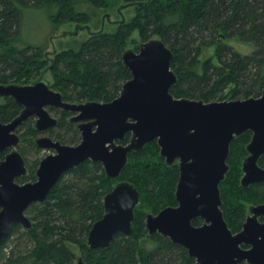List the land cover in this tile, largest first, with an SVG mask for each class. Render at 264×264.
<instances>
[{"label":"trees","instance_id":"obj_1","mask_svg":"<svg viewBox=\"0 0 264 264\" xmlns=\"http://www.w3.org/2000/svg\"><path fill=\"white\" fill-rule=\"evenodd\" d=\"M89 2L108 7L114 0H0V83L27 84L50 67L51 86L72 102L102 101L115 98L122 84L130 78L122 64V53L134 31L142 40L160 37L172 50L171 69L177 83L171 87L175 97L208 101L258 97L264 89V0H125L136 3L135 14L118 22L114 32H96L79 48L55 52L47 62L43 46L17 45L22 11L29 8L50 9L49 20L55 24H86L89 14L77 4ZM251 43L249 54L236 50L229 40ZM215 46L217 63L212 58L200 62L203 48ZM0 103V121H10L20 106L9 97ZM55 133L67 144H75L78 134L68 121V112L59 110ZM22 144H33V123L24 122ZM249 131L243 133L249 135ZM236 137L230 145L229 159L245 153ZM128 136H126V140ZM125 140V141H126ZM152 141L139 152H132L117 178L106 176L98 161L86 160L69 169L43 202L32 203L26 214L30 229L14 224L7 239L15 235L22 248L10 250L5 264H75L82 257L85 264H195L186 248L168 237L154 233L147 237L145 215L176 205L175 188L178 166L166 165ZM24 148L19 147L22 155ZM36 158L26 165L34 179ZM227 160V162H228ZM240 171L231 167L220 183L221 209L229 228L236 232L245 219L244 199L264 200V185L243 188ZM24 180V178H23ZM121 180L133 183L141 203L134 209L131 233H117L107 248H89L87 234L92 223L104 213L103 197ZM19 181V180H18ZM145 207L147 210H145ZM199 224L200 220L194 221ZM0 244V249L5 244ZM153 245L145 247L143 241ZM70 244L81 251L77 256ZM17 246V245H16ZM241 264H247L245 262Z\"/></svg>","mask_w":264,"mask_h":264},{"label":"water","instance_id":"obj_2","mask_svg":"<svg viewBox=\"0 0 264 264\" xmlns=\"http://www.w3.org/2000/svg\"><path fill=\"white\" fill-rule=\"evenodd\" d=\"M118 22H124V17ZM76 25V34L78 30L91 31L85 24ZM67 34L72 35H62ZM173 57L160 37L139 41L137 50L125 49L122 64L131 76L107 102L63 100L61 92L43 77L48 69L30 84L0 83V97H12L23 107L9 122L0 121V152L9 150L0 159V244L14 224L32 227L27 208L45 201L69 169L89 159L100 162L106 176L117 178L130 153L156 141L166 165L178 161L176 205L146 213V236L159 233L168 237L186 248L195 264H264V220H259L264 217V202L248 206L240 230L233 232L223 216L219 187L229 170L230 145L247 131L251 139L245 146L248 155L242 163L240 185L247 188L264 181V168L257 164L264 153V89L258 97L221 101L175 97L171 87L178 78L171 69ZM47 105L75 113L70 121L80 130V142L70 145L48 136L37 137L34 142L38 147L54 152L39 162L35 181L19 183L16 178L27 169L17 150L21 139L16 128L30 115L36 116L38 130L53 127L56 119L45 109ZM140 203L133 183L116 182L103 197L104 213L92 223L86 245L107 248L117 233L129 235L134 209ZM197 219L199 224L194 223ZM75 264L85 263L78 257Z\"/></svg>","mask_w":264,"mask_h":264},{"label":"rangeland","instance_id":"obj_3","mask_svg":"<svg viewBox=\"0 0 264 264\" xmlns=\"http://www.w3.org/2000/svg\"><path fill=\"white\" fill-rule=\"evenodd\" d=\"M127 2L125 0H114L113 4L108 7H95L91 3L85 1L77 4L79 10L83 12H87L89 14V21L87 25L90 28V32H97L102 29L105 32H114L117 29L118 21L124 17L125 21H129L135 14V8L133 5H126ZM50 9L48 8H29L24 9L22 11L21 18V28L18 37L17 45L20 47L26 45H38L43 46L44 51L46 53L47 62L51 59L55 52H59L68 48H79V46L86 41L90 37V32L87 29L78 30V33H75L76 23L75 22H65L58 25L53 24L49 20ZM64 32L72 33V35L67 34L63 36ZM141 41L138 31H134L129 37L126 45V49L132 48L137 50V43ZM229 43L242 54H249L252 50V44L247 43L241 40L231 39ZM55 51V52H54ZM200 62L204 61L207 58H212L213 63H217L215 56V46H208L203 48L202 52L199 55ZM43 77L52 81V75L48 70L43 73ZM36 77L35 79H37ZM226 100H231L230 96H226ZM3 99L0 97V103H3ZM24 127L20 128L19 133L23 134ZM237 143L239 147H244L251 139V133L249 135L242 134L238 136ZM156 142V141H155ZM23 147H32L27 143L22 144ZM158 146V145H157ZM28 149V148H27ZM24 148L25 154L24 158L28 164H33L36 158L40 160L43 156L46 155L47 151L41 150L39 153H36L33 148L27 150ZM246 151V150H245ZM157 152L159 153V147H157ZM244 152L237 157L236 164L235 160L229 159L228 165L229 169L235 165L237 169L240 171V178L242 176L241 171V163L242 158L244 156ZM38 160V161H39ZM264 160V159H263ZM31 162V163H30ZM264 164V163H263ZM37 165L35 166L36 169ZM28 169V167H27ZM229 171V170H228ZM28 173L30 171L28 170ZM35 176V172H34ZM23 181H27V179L20 178L19 183ZM252 199H244L243 206L245 208V212H247V208L249 205L255 203ZM145 210L147 208L145 207ZM27 215V214H26ZM246 215V213H245ZM28 216V215H27ZM241 228V227H240ZM240 230V229H239ZM145 247H150L153 245V242L150 240H145L142 242ZM17 245V246H16ZM71 249L75 252L77 256H80L81 251L77 245L70 244ZM20 249L22 246L18 243V239L15 238V235L10 236L5 244L0 249V264H5L6 258L12 249Z\"/></svg>","mask_w":264,"mask_h":264},{"label":"flooded vegetation","instance_id":"obj_4","mask_svg":"<svg viewBox=\"0 0 264 264\" xmlns=\"http://www.w3.org/2000/svg\"><path fill=\"white\" fill-rule=\"evenodd\" d=\"M46 69H48V72H50V67H46ZM45 70V69H44ZM40 75H41V73H40ZM39 75V76H40ZM38 76V77H39ZM34 80H36V79H34ZM33 80V81H34ZM49 80V79H48ZM32 81V82H33ZM50 81V80H49ZM32 82H30V83H32ZM30 83H27V84H30ZM24 85V84H23ZM50 86H51V81H50ZM52 87V86H51ZM52 89H54L53 87H52ZM54 90H56V89H54ZM56 91H58V90H56ZM60 92V91H59ZM62 94V93H61ZM62 97H63V95H62ZM2 99L3 98H5V97H1ZM9 98H11V99H13L12 97H9ZM14 100V99H13ZM63 100H65V101H67V102H71V103H81V102H84V101H81V102H72V101H68V100H66L64 97H63ZM15 102V101H14ZM16 103V102H15ZM17 104V103H16ZM17 105H19V104H17ZM20 106V110L18 111V113L16 114V116L20 113V111L22 110V106L21 105H19ZM45 109L48 111V113L52 116V117H54L55 119H56V124L53 126V127H50V128H47V129H45V130H38L37 128H35V126H34V124H35V120H36V116L35 115H30L28 118H26L20 125H18V127L16 128V133H18V135H19V137H20V142L18 143V145H17V150L20 152V150H19V147H21L22 146V134H20L19 133V131H20V128L21 127H23L24 126V122H26L27 120L28 121H30L31 123H33V128H34V130H35V133H36V135L34 136V138H33V144H30V145H32V147H35L36 149H38L39 150V152L41 151V150H44V151H47V153H46V155L47 154H49V153H53L54 152V150L53 149H43V148H40V147H38L36 144H35V142H34V140L37 138V137H40V136H48V137H50V138H52L53 140H59L61 143H64V144H67L66 142H64L62 139H61V137L60 138H58V137H56V134L53 132V133H51L50 131L51 130H53V129H55V127H57V125H58V122H59V117H60V113H59V110L60 111H67L68 112V117H67V121L72 125V126H74V129L76 130V132L78 133V134H76V136H78V139H77V142L75 143V144H70V145H76V144H78L79 142H80V139H81V133H80V130L77 128V124L76 123H73V122H71L70 121V118L72 117V115H74L75 113L73 112V111H71V110H66V109H64V108H62V107H56V106H53V105H47V106H45ZM15 117V116H14ZM13 117V118H14ZM12 118V119H13ZM11 119V120H12ZM9 122V121H8ZM4 123H6V122H4ZM126 136H128V139H129V134H127ZM128 139L126 140V137H125V139H124V141L122 142V143H127L128 142ZM126 140V141H125ZM35 150V149H34ZM245 150H246V147H245ZM9 150H6L5 152H0V159H2L3 157H4V155L8 152ZM35 152H36V150H35ZM39 152H36V153H39ZM20 154L22 155V153L20 152ZM45 155V156H46ZM160 155V154H159ZM229 155H230V152H229ZM248 155V152H247V150H246V152H245V154H244V156H243V158H242V163H243V161H244V159H245V157ZM22 157H23V159H24V161H25V165H26V160H25V158H24V155H22ZM44 157V156H43ZM42 157V158H43ZM162 157V156H161ZM229 157V156H228ZM42 158H40V160L38 161V163H37V167H38V165H39V162L41 161V159ZM163 158V160H164V162H165V159H164V157H162ZM264 153L263 154H261L259 157H258V159H257V164H258V166H260L261 168H264ZM227 160H228V158H227ZM176 164H177V166H178V161H176L175 162ZM242 163H241V165H242ZM37 167H36V169H37ZM26 169H27V165H26ZM36 169L34 170V172H36ZM28 175V169H27V172H26V174L25 175H23V176H21V177H19V178H16V181L17 182H19L18 180L20 179V178H25L26 176ZM26 179V178H25ZM36 180V174H35V176H34V179H29V178H27V181H23L22 183H24V182H28V181H35ZM260 185H264V181H262V182H256V183H252V184H250L247 188H250V187H259ZM264 202V200H262V201H256L255 203H253V204H251V205H256V204H259V203H263ZM35 203H39V202H35ZM250 206V205H249ZM26 213V212H25ZM247 214H248V208H247V212H246V215H245V218H246V216H247ZM200 220V219H199ZM245 220V219H244ZM259 220L260 221H263L264 220V217L263 216H261V217H259ZM201 221V220H200ZM244 222V221H243ZM19 225V224H18ZM24 228V227H23Z\"/></svg>","mask_w":264,"mask_h":264}]
</instances>
